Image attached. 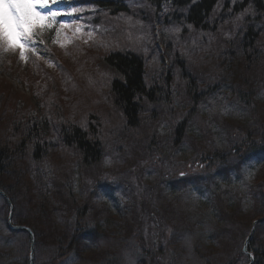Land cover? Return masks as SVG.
<instances>
[{"label":"rangeland","instance_id":"rangeland-1","mask_svg":"<svg viewBox=\"0 0 264 264\" xmlns=\"http://www.w3.org/2000/svg\"><path fill=\"white\" fill-rule=\"evenodd\" d=\"M230 1L201 32L186 9L142 3L128 40L91 8L23 59L0 46V264H264V12ZM248 31L262 41L241 50ZM115 50L149 73L133 119L103 62Z\"/></svg>","mask_w":264,"mask_h":264},{"label":"trees","instance_id":"trees-1","mask_svg":"<svg viewBox=\"0 0 264 264\" xmlns=\"http://www.w3.org/2000/svg\"><path fill=\"white\" fill-rule=\"evenodd\" d=\"M89 1L93 5L99 7L100 9L110 10L113 13L126 11L125 7H123L122 3L119 2L118 0H89ZM144 1H146L147 3L149 2L151 5H154L155 7H161L164 4H168L179 9H186V10L189 9L188 10L189 17H187L188 21H190L189 23L194 25L196 29L202 27L203 29H205L207 25V21H205L206 18L209 17V14L212 13L215 5L219 3L221 0H144ZM253 4L257 12L258 11L264 12V0H254ZM243 5L236 4L235 10L241 9V7H244ZM255 36L256 35L254 34V32L248 31L246 40L248 38L255 40L256 39ZM109 64H111V66L113 67L111 68L121 77V79L119 78V80L123 81V83H120L119 80H116L112 84V88H111L112 93L115 95L116 100L119 99V101L125 103L124 104L125 113L130 119L131 118L133 119V116L137 110L136 107L137 105L133 103L134 102L133 99H136L137 97H141L143 95H147V97L150 96L149 93H146L143 83V76L145 74L144 63L137 57L131 55L127 56L123 54L122 55L117 54L109 58ZM67 128L71 129V132L64 135L66 143L74 142L76 147H78L79 152L85 153V155L89 157L91 155L90 151H92V147L90 146V144L87 143L88 133L82 132L76 126H72V127L65 126V129ZM37 150L40 151L39 148ZM8 152L11 153V151ZM8 152L3 147L2 149H0V169L2 166L6 167V165L8 164L7 160L9 159V157L12 156V155H8ZM3 181H4V176L2 172L0 174V187L2 188H4V186H1L2 185L1 183ZM44 200L45 202L47 201L46 199ZM70 246L71 243L68 244L66 250H68ZM260 257L264 258V255Z\"/></svg>","mask_w":264,"mask_h":264},{"label":"snow or ice","instance_id":"snow-or-ice-1","mask_svg":"<svg viewBox=\"0 0 264 264\" xmlns=\"http://www.w3.org/2000/svg\"><path fill=\"white\" fill-rule=\"evenodd\" d=\"M53 3L56 0H0V46L5 50L19 48L23 59L24 46H35L38 32L50 29L60 15L52 10ZM14 39L19 43H14Z\"/></svg>","mask_w":264,"mask_h":264},{"label":"water","instance_id":"water-1","mask_svg":"<svg viewBox=\"0 0 264 264\" xmlns=\"http://www.w3.org/2000/svg\"><path fill=\"white\" fill-rule=\"evenodd\" d=\"M10 204V203H9ZM33 251V247H31V252ZM31 259H32V254H31Z\"/></svg>","mask_w":264,"mask_h":264},{"label":"bare ground","instance_id":"bare-ground-1","mask_svg":"<svg viewBox=\"0 0 264 264\" xmlns=\"http://www.w3.org/2000/svg\"><path fill=\"white\" fill-rule=\"evenodd\" d=\"M236 97V99L238 98L237 96H235ZM239 99V98H238ZM238 99L236 100L237 102H238ZM240 100V99H239ZM239 103V102H238Z\"/></svg>","mask_w":264,"mask_h":264}]
</instances>
